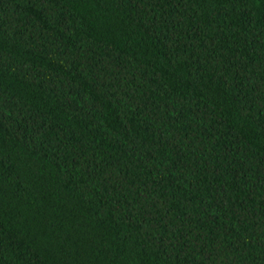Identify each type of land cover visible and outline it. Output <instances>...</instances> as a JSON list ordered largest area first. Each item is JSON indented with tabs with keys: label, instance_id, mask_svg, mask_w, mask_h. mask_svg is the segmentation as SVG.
<instances>
[{
	"label": "trees",
	"instance_id": "obj_1",
	"mask_svg": "<svg viewBox=\"0 0 264 264\" xmlns=\"http://www.w3.org/2000/svg\"><path fill=\"white\" fill-rule=\"evenodd\" d=\"M0 264H264V0H0Z\"/></svg>",
	"mask_w": 264,
	"mask_h": 264
}]
</instances>
